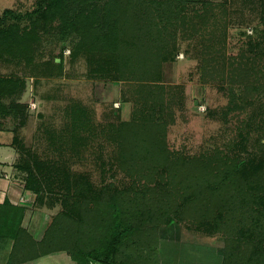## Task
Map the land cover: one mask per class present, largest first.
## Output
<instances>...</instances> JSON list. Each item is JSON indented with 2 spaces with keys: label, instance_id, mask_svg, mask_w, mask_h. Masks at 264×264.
Wrapping results in <instances>:
<instances>
[{
  "label": "trees",
  "instance_id": "obj_1",
  "mask_svg": "<svg viewBox=\"0 0 264 264\" xmlns=\"http://www.w3.org/2000/svg\"><path fill=\"white\" fill-rule=\"evenodd\" d=\"M215 8L210 0H39L25 14L3 11L0 61H34L35 44L56 22L79 38L74 54H84L91 73L136 84L133 101L139 105L130 119L103 130L117 145L119 167L133 179L129 187L110 183L94 190L90 181L72 179L67 170L49 180L36 177L27 160L14 165L17 182L36 195L34 206L52 192L61 197L62 209L37 240L23 226L26 206L9 198L0 202V238L13 241L7 264L56 251L69 252L79 264H163L160 227L175 223L220 235V264H264V111L250 116L247 133L257 135L248 157L219 149L185 155L171 149L167 139L164 70L178 53L180 34L208 38L202 79L228 80L227 108L246 110L263 88L264 33L257 28L249 48L228 57L215 46L225 43L216 41L225 22ZM24 17L29 20L24 26L8 22ZM63 70L61 55L46 75ZM72 109L69 126L75 137L94 134L85 107L74 103ZM11 130L8 144L19 153L17 127Z\"/></svg>",
  "mask_w": 264,
  "mask_h": 264
},
{
  "label": "rangeland",
  "instance_id": "obj_2",
  "mask_svg": "<svg viewBox=\"0 0 264 264\" xmlns=\"http://www.w3.org/2000/svg\"><path fill=\"white\" fill-rule=\"evenodd\" d=\"M38 1L0 0V16L7 8L25 14L37 8ZM210 1L216 3L215 13L225 22V28L216 33V41L225 43L215 46L223 47L228 57L249 48L250 36L256 35L257 28L264 33L261 21L264 0ZM14 21L21 26L29 23L26 17L8 22ZM53 24L55 26H50L35 44L34 61H0V128L10 131L17 127L22 142L19 143L22 150L17 163L27 160L38 178L57 179L63 170H67L72 179L90 181L94 190L110 183L116 188L129 187L133 179L119 167L117 145L106 138L103 130L112 122L133 116L139 106L133 101L137 85L91 73L84 54H74L73 47L79 38L70 30L58 28L56 22ZM207 39L199 35L186 39L180 34L178 53L165 66L169 108L163 112V118L169 122L168 144L171 149L190 156L219 149L248 157L253 154L257 135L247 133L250 116L259 108L264 111V77L254 106L247 104L244 111L227 108L230 102L228 80L202 79L200 67L206 57L203 51ZM61 55L64 58L63 73L46 75ZM32 102L37 104L35 108ZM74 103L85 107L95 125L94 134L82 133V137H75L69 126ZM41 201L40 207H34L46 213L45 228L42 227L40 232L42 237L52 217L62 209V200L58 194L49 192L43 194ZM160 236L164 264H177L178 256L191 249L201 254L197 258L201 264L202 261L216 264L217 249L223 239L220 235L209 236L195 231L184 223L161 226ZM207 251L210 252L205 253ZM66 254L67 251L57 252L51 257L52 264L55 261L65 264ZM45 259L38 260V264Z\"/></svg>",
  "mask_w": 264,
  "mask_h": 264
},
{
  "label": "crops",
  "instance_id": "obj_3",
  "mask_svg": "<svg viewBox=\"0 0 264 264\" xmlns=\"http://www.w3.org/2000/svg\"><path fill=\"white\" fill-rule=\"evenodd\" d=\"M10 140L11 132L5 130V128L3 127L0 128V202H3L5 198H9L14 203L26 206L27 209L23 218V226L27 227L37 240H40L42 238L40 236L41 229L42 227L45 228L46 224V213L43 209L34 207L33 203L35 197L33 196L35 193H32L30 190L25 189L23 185L17 182L14 176L13 169L14 165L19 160V153L13 146L8 144L10 143ZM12 245V240H5L3 238H0V264H7ZM181 251L184 252L183 249ZM57 252L61 251L49 252L36 258L24 262H19L17 264H38V260H40L41 258H47V260L45 259V261H43V263L41 264H52L53 260L51 257L55 256ZM209 252L210 251H207L205 253ZM66 256L68 260L65 262V264H79L74 260L69 252H67ZM199 257H201V254L197 250H185L181 257L178 256L177 264H201V261L197 260V258ZM221 258V255L218 254L216 264L221 263ZM162 263L164 264L163 259ZM208 263L211 262L202 261V264ZM54 264H57V261H55Z\"/></svg>",
  "mask_w": 264,
  "mask_h": 264
},
{
  "label": "built area",
  "instance_id": "obj_4",
  "mask_svg": "<svg viewBox=\"0 0 264 264\" xmlns=\"http://www.w3.org/2000/svg\"><path fill=\"white\" fill-rule=\"evenodd\" d=\"M32 107L35 108L37 106V104L35 102H32Z\"/></svg>",
  "mask_w": 264,
  "mask_h": 264
},
{
  "label": "water",
  "instance_id": "obj_5",
  "mask_svg": "<svg viewBox=\"0 0 264 264\" xmlns=\"http://www.w3.org/2000/svg\"><path fill=\"white\" fill-rule=\"evenodd\" d=\"M98 264H104V263H98Z\"/></svg>",
  "mask_w": 264,
  "mask_h": 264
}]
</instances>
